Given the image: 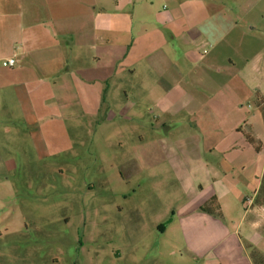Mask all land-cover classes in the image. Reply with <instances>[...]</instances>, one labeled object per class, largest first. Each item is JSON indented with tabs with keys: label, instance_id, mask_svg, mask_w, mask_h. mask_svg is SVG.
<instances>
[{
	"label": "crops",
	"instance_id": "obj_1",
	"mask_svg": "<svg viewBox=\"0 0 264 264\" xmlns=\"http://www.w3.org/2000/svg\"><path fill=\"white\" fill-rule=\"evenodd\" d=\"M0 99L49 156L72 148L73 118L148 104L159 125L187 122L157 147L186 197L170 230L200 264H254L242 233L264 218V0H0Z\"/></svg>",
	"mask_w": 264,
	"mask_h": 264
},
{
	"label": "rangeland",
	"instance_id": "obj_2",
	"mask_svg": "<svg viewBox=\"0 0 264 264\" xmlns=\"http://www.w3.org/2000/svg\"><path fill=\"white\" fill-rule=\"evenodd\" d=\"M150 107H134L140 116L131 120L118 112L68 120L72 148L49 156L31 136L38 126L0 99V264H200L170 230L186 197L170 165L174 152L157 148L184 139L171 131L190 124L162 127ZM258 221L242 233L252 261L264 256Z\"/></svg>",
	"mask_w": 264,
	"mask_h": 264
},
{
	"label": "trees",
	"instance_id": "obj_3",
	"mask_svg": "<svg viewBox=\"0 0 264 264\" xmlns=\"http://www.w3.org/2000/svg\"><path fill=\"white\" fill-rule=\"evenodd\" d=\"M217 209L218 208L215 206V200H212L207 206L202 207V211L213 214H217ZM254 264H264V256H261L258 252H256L254 255Z\"/></svg>",
	"mask_w": 264,
	"mask_h": 264
},
{
	"label": "built area",
	"instance_id": "obj_4",
	"mask_svg": "<svg viewBox=\"0 0 264 264\" xmlns=\"http://www.w3.org/2000/svg\"><path fill=\"white\" fill-rule=\"evenodd\" d=\"M15 64H16V60L14 58H12V59H9V60L4 61L2 65L4 67L8 68V67L15 66Z\"/></svg>",
	"mask_w": 264,
	"mask_h": 264
}]
</instances>
